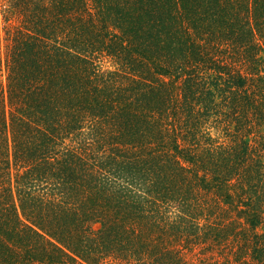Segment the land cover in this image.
<instances>
[{
  "label": "trees",
  "instance_id": "16d2710c",
  "mask_svg": "<svg viewBox=\"0 0 264 264\" xmlns=\"http://www.w3.org/2000/svg\"><path fill=\"white\" fill-rule=\"evenodd\" d=\"M0 264H264V0H0Z\"/></svg>",
  "mask_w": 264,
  "mask_h": 264
}]
</instances>
